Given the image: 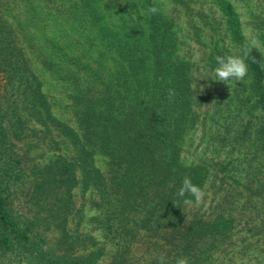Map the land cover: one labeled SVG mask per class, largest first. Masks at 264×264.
<instances>
[{"label":"trees","instance_id":"16d2710c","mask_svg":"<svg viewBox=\"0 0 264 264\" xmlns=\"http://www.w3.org/2000/svg\"><path fill=\"white\" fill-rule=\"evenodd\" d=\"M241 1L248 34L231 0H73L66 14L85 16L95 39L77 55L59 47L70 124L53 113L1 10L10 0H0V258H9L0 264H159L161 255L165 264H234L253 240L264 244V0ZM251 40L244 80L215 81V57L240 55ZM9 110L19 123L52 127L73 152L45 165L33 190L36 201L52 200L57 248L31 236L13 206ZM185 177L205 192L201 203L177 196ZM75 188L96 197L101 241L67 227L82 217Z\"/></svg>","mask_w":264,"mask_h":264},{"label":"rangeland","instance_id":"374dc122","mask_svg":"<svg viewBox=\"0 0 264 264\" xmlns=\"http://www.w3.org/2000/svg\"><path fill=\"white\" fill-rule=\"evenodd\" d=\"M55 1L59 12H55ZM64 1L65 4H63ZM164 1L166 2V0ZM193 1L203 3L204 7L208 6L204 0ZM231 1L240 11L242 22L246 27L245 33L248 34L250 19H248L245 6H243L241 0ZM168 2L165 3L164 8L171 11L172 6ZM72 3L73 0H54L53 2L10 0L1 9L7 19L16 27L18 42L24 48L33 71L42 82V90L48 96L53 113L59 119L70 124L72 123L68 98L70 85H67L62 79L66 71L65 63L61 62L62 58H65L63 53L77 55L83 48L86 49L88 41L85 39H95V31L85 16L81 13L80 15L74 14L75 11L72 9H69L66 14L65 8L73 5ZM62 4L63 7L61 6ZM63 10L65 11L62 14ZM112 20L115 19L112 17ZM112 20L111 22L113 23L117 22ZM181 21L183 23L182 26L187 27L184 24L185 16L182 15ZM186 30L184 29V32H187ZM52 44L54 45L53 48H51ZM59 47L63 48L64 52L63 50L59 51ZM96 53H92V55L95 57ZM8 112L9 115L4 119V124L9 133L15 157L19 161V173L17 180L12 186L13 206L16 213L21 216V221L30 223L31 236L36 234L41 237L45 247L57 248L58 228L55 227L54 222L48 217L50 216L52 200L50 199L51 202L49 200L36 201L33 198V190L35 182L40 178L41 170L45 165L55 160L58 155H72L73 152L55 134V130L52 127L47 130L44 125L32 117H25V122L19 123L16 121L15 116L10 114V110ZM56 141H59L58 145L55 144ZM73 195L75 207L80 210L78 214L82 217H74L72 219L73 216H70L67 227L75 230L74 234L81 239H86V236L91 234L97 241H101L100 232L92 221V218L98 214V210L93 203L96 197L89 195L88 192L82 193L80 188H75ZM207 200L208 198L206 202ZM253 241V245H248L245 252L233 256L231 263H264V244ZM86 243L87 241L84 240L81 244L76 245V255L87 252L86 249L88 248L84 246ZM256 244L257 246H255ZM7 259L9 258L3 256L0 258V262H6ZM34 261L33 258H24L18 264H34ZM10 263L16 264V262Z\"/></svg>","mask_w":264,"mask_h":264},{"label":"clouds","instance_id":"9594fccd","mask_svg":"<svg viewBox=\"0 0 264 264\" xmlns=\"http://www.w3.org/2000/svg\"><path fill=\"white\" fill-rule=\"evenodd\" d=\"M149 14H157L160 9L157 6H150L147 9ZM257 47V41L251 40L246 42L241 48L240 55H218L215 57L217 67L214 69L215 81H242L248 75L247 61L250 58L251 51ZM175 95L174 90L169 89V99ZM177 196L183 197L184 204L191 206L193 201L199 204L203 201L205 192L197 185L193 184L190 178L185 177ZM159 264H165V257H159ZM176 264H188L187 258H178Z\"/></svg>","mask_w":264,"mask_h":264}]
</instances>
